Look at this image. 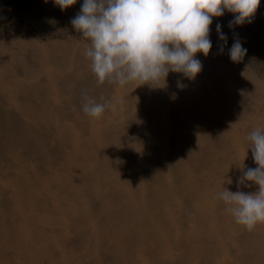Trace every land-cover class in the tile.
I'll return each mask as SVG.
<instances>
[{"label":"rangeland","instance_id":"1","mask_svg":"<svg viewBox=\"0 0 264 264\" xmlns=\"http://www.w3.org/2000/svg\"><path fill=\"white\" fill-rule=\"evenodd\" d=\"M83 2L0 0V264H264V224L218 198L258 190L237 184L264 129V0L243 25L213 17L194 79L124 87L91 72ZM82 90L112 106L87 116Z\"/></svg>","mask_w":264,"mask_h":264},{"label":"clouds","instance_id":"2","mask_svg":"<svg viewBox=\"0 0 264 264\" xmlns=\"http://www.w3.org/2000/svg\"><path fill=\"white\" fill-rule=\"evenodd\" d=\"M61 10L77 0H54ZM260 6V0H84L79 13L70 21L73 28L89 41L86 57L97 84L106 81L124 87L161 80L166 83L169 72L182 73L194 79L202 70L197 53L208 56L212 43L210 26L213 17H221L225 10L234 14L229 22L243 25L250 21ZM220 41L219 53L224 51L227 36L216 25ZM231 61L239 62L247 53L242 43L234 40L228 50ZM178 87H182L178 81ZM104 98L101 97V100ZM110 102H97L81 92L82 111L89 117L100 118ZM247 140L256 168L244 171L237 186L258 185L256 192H232L226 188L218 198L226 205L235 223L252 231L264 224V129L252 130Z\"/></svg>","mask_w":264,"mask_h":264}]
</instances>
